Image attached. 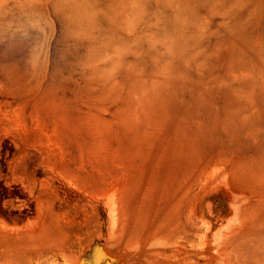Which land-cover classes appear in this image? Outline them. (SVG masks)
Returning a JSON list of instances; mask_svg holds the SVG:
<instances>
[{
  "label": "rangeland",
  "instance_id": "374dc122",
  "mask_svg": "<svg viewBox=\"0 0 264 264\" xmlns=\"http://www.w3.org/2000/svg\"><path fill=\"white\" fill-rule=\"evenodd\" d=\"M0 264H264V0H0Z\"/></svg>",
  "mask_w": 264,
  "mask_h": 264
},
{
  "label": "bare ground",
  "instance_id": "6f19581e",
  "mask_svg": "<svg viewBox=\"0 0 264 264\" xmlns=\"http://www.w3.org/2000/svg\"><path fill=\"white\" fill-rule=\"evenodd\" d=\"M182 8V7H181ZM182 11H184V10H182Z\"/></svg>",
  "mask_w": 264,
  "mask_h": 264
}]
</instances>
